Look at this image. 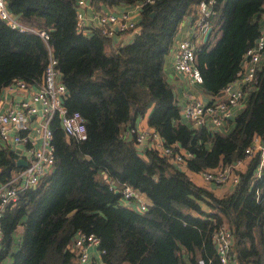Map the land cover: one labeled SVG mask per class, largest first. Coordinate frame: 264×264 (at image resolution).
Returning <instances> with one entry per match:
<instances>
[{
	"label": "trees",
	"instance_id": "obj_1",
	"mask_svg": "<svg viewBox=\"0 0 264 264\" xmlns=\"http://www.w3.org/2000/svg\"><path fill=\"white\" fill-rule=\"evenodd\" d=\"M136 1L141 0L90 4ZM201 1L143 3L140 31L112 48L98 29L78 30L77 0H7L17 21L44 32L47 40L11 29L0 18V94L15 79L40 85L50 52L66 88L63 106L82 116L86 138L65 137L57 116L52 118L53 167L3 211L0 264H74L69 246L77 231L98 239L104 264H218L212 235L220 224L233 236L237 264H264V168L255 175L260 154L245 153L254 138L264 152V64L253 85L243 87L247 101L225 135L182 123L165 78L179 24L187 16L196 21ZM213 8L211 32L194 50L209 103L236 78L244 52L259 35L264 0H214ZM137 84L148 92L146 100ZM151 105L148 126L165 146L189 153V171L226 167L237 175L230 193L218 197L152 148L137 149L126 131ZM17 158L0 143V183L20 169ZM241 161L247 162L243 172L234 165ZM125 185L146 197L144 212L123 204Z\"/></svg>",
	"mask_w": 264,
	"mask_h": 264
},
{
	"label": "built area",
	"instance_id": "obj_2",
	"mask_svg": "<svg viewBox=\"0 0 264 264\" xmlns=\"http://www.w3.org/2000/svg\"><path fill=\"white\" fill-rule=\"evenodd\" d=\"M153 0H141L130 3L140 13L143 3ZM86 0H77L76 22L77 28L84 34L93 30L106 37L132 39L139 31L138 22L132 10L98 11L93 10L91 15L84 11L86 7L93 6ZM214 0H202L198 5V17L192 24L195 32L204 35L210 27V17L216 10L213 8ZM0 18L11 28L18 31L36 32L28 25L19 23L17 18L7 7V0H0ZM92 24L88 27V22ZM44 41L47 35L44 32H36ZM196 43L192 38L180 40L173 52V69L184 76L190 83L200 85L202 78L195 66L194 50ZM264 54V19L259 35L254 43L246 49L242 57L241 68L236 78L228 83L221 91L223 95L219 100L203 103L200 99L191 97L181 108L180 115L185 118L192 127L202 126L218 127L229 119L233 109L238 106L243 98V87L252 86L255 82V74L261 64ZM0 94V143L3 146H23L26 166L20 167L10 178L0 183V217L8 205L15 203L19 193L27 188L34 187L39 180L53 167L54 155L52 146V131L50 121L57 116L60 128L67 138L84 140L86 129L84 119L78 112L67 113L63 106L66 88L60 80L57 70V60L49 52L43 80L40 85H28L24 81L15 79L1 89ZM17 96L18 100L10 96ZM126 134L133 136L135 145L139 151L148 139L151 140L150 148L165 158L176 168H182L186 164L189 153L176 152L173 148L162 143L157 132L153 129L138 130L134 127L128 129ZM14 148V147H13ZM12 148V149H13ZM247 156L260 154V160L255 170V175L260 176L264 168V152L261 142L254 138L251 145L245 149ZM205 181L215 185L225 183H237L238 177L229 168L221 167L202 172ZM116 192H119L118 190ZM123 204L132 207L136 212L146 210L147 202L142 194L125 185L120 190ZM218 264H237L236 253L233 250V236L230 230L223 224L216 226L212 235ZM98 239L93 234L77 231L69 246L76 256L74 264H88V249L98 247ZM100 251V250H99ZM102 252V251H101ZM100 252V253H101ZM200 264H205L200 262ZM210 264V261L209 263Z\"/></svg>",
	"mask_w": 264,
	"mask_h": 264
},
{
	"label": "crops",
	"instance_id": "obj_3",
	"mask_svg": "<svg viewBox=\"0 0 264 264\" xmlns=\"http://www.w3.org/2000/svg\"><path fill=\"white\" fill-rule=\"evenodd\" d=\"M98 10V11H104V12H108V11H121V10H132L135 14V21L138 22V18H139V12H137L134 9L133 5L130 4H119L117 6L114 7H110L107 5H99V6H89L86 7L84 9L85 13L87 15H91V13L93 12V10ZM264 19V15L261 16V23L263 22ZM92 24V21L88 22V27H92L90 26ZM193 22L192 19L190 18V16H187L183 19V21L179 24L178 30L176 32V35L174 37V46L172 48V51L170 52V54L167 56L165 63H164V72H165V78L167 80V82L170 84L173 93L175 95V98L177 100V103L180 106V110L181 108L184 106V104L191 98H197L200 99L203 103H208L209 98L208 96H204L202 94V86L197 85V84H192L190 83L184 76H182L179 73H176L173 69V52H174V48L176 47V44L180 41L183 40L185 38H192V40L196 43V45L198 44V42L196 41V36H202L199 35L197 32H195L194 28H193ZM219 35V34H218ZM204 36V35H203ZM203 36L200 40V42H203ZM131 41V39L129 38H119L118 36H114L113 38H110V43H111V47L114 48L115 46L121 45L123 43H127ZM199 42V43H200ZM261 64H264V54L261 57ZM138 96L143 99L146 100L148 98V92L145 91V88H143L142 85L137 84L135 87ZM3 95V92L1 93V96ZM11 99L13 100H18L19 98L17 96H10ZM243 99L240 102V104L238 106H236L233 109V113L231 115V117L227 120L224 121V123L218 127H213V126H202L201 128H205L208 131H213V132H218L221 135H225L233 126V118L237 115V113H239L241 111V109L244 107L247 98L246 95L243 94ZM152 105L149 107V109L146 111V113L141 116L138 117L134 123V128L138 129V130H149L151 131L152 128H150L147 124V119H148V115L151 111ZM180 121L190 127H192L190 125V123L183 118L180 115ZM194 128V127H192ZM151 144V140L148 139L147 142L145 144H143L142 148H140L142 150L148 148ZM14 147V148H13ZM11 148H13V150H18L19 152H16L18 158L17 159H23L24 158V153H23V146L18 145V146H11ZM139 148V147H137ZM180 152L182 153H186L184 150H181ZM24 160V159H23ZM25 161V160H24ZM246 161H241L236 163L235 165V169L239 170V171H244L246 168ZM180 170H182L186 176L189 178V180L200 187H204L208 190H210L212 193H214L216 196L221 197L224 196L228 193H230L234 187V185L232 183H225L223 185H215L212 184L210 182L205 181V179L203 178L202 172L201 173H196V172H192L189 171L185 166H183L182 168H180ZM209 170V169H207ZM117 191V190H115ZM144 200L146 202L147 199L146 197L142 194ZM76 262V261H75ZM88 264H104L101 260V253L98 249L97 246H92L88 249Z\"/></svg>",
	"mask_w": 264,
	"mask_h": 264
},
{
	"label": "water",
	"instance_id": "obj_4",
	"mask_svg": "<svg viewBox=\"0 0 264 264\" xmlns=\"http://www.w3.org/2000/svg\"><path fill=\"white\" fill-rule=\"evenodd\" d=\"M89 2H90V0H86V3L87 4H89ZM138 31H140V29L138 30ZM210 32H211V28H209L206 32H205V34H204V36H203V42L207 39V37L209 36V34H210ZM223 95V93L222 92H220V94H218V97H221ZM178 146H180V144H178ZM16 152H19L18 150H16ZM236 163H234V165H235ZM16 166H18V167H22V166H26V162L23 160V159H17V161H16ZM115 193H116V191H115Z\"/></svg>",
	"mask_w": 264,
	"mask_h": 264
},
{
	"label": "rangeland",
	"instance_id": "obj_5",
	"mask_svg": "<svg viewBox=\"0 0 264 264\" xmlns=\"http://www.w3.org/2000/svg\"><path fill=\"white\" fill-rule=\"evenodd\" d=\"M195 38H196V41H197L198 44H199V42H200L202 36H196ZM202 94H203L204 96H206V95L203 93V90H202ZM243 98H244V97H243ZM243 98H242V99H243ZM241 101H242V100H241Z\"/></svg>",
	"mask_w": 264,
	"mask_h": 264
}]
</instances>
